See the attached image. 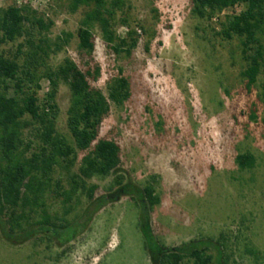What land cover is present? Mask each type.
<instances>
[{
    "label": "rangeland",
    "instance_id": "rangeland-1",
    "mask_svg": "<svg viewBox=\"0 0 264 264\" xmlns=\"http://www.w3.org/2000/svg\"><path fill=\"white\" fill-rule=\"evenodd\" d=\"M124 1L111 22L115 41L108 44L96 27L91 56L79 51L77 36L89 8L70 13L71 0H49L36 11L22 0H0V9L27 7L52 19L45 38L52 46L58 38L67 42H59L61 49L50 55L49 64L57 67L70 59L83 73L99 68L100 75L89 82L105 97L108 83L119 74L128 80L130 96L121 105L110 101L100 138L119 145L120 174L142 189L151 186L159 197L150 212L158 244L173 248L211 240L223 254L219 262L217 251H208L214 264H264V68L247 87L240 41L220 35L225 17L243 8H230L210 21L192 13L191 0ZM30 33L35 40L44 37L36 29ZM22 41L3 44L0 51L12 57ZM47 86L44 80L40 97ZM69 101V89L61 84L57 130L73 144L66 125ZM241 154L253 155V168L240 170L236 157ZM80 159L81 154L75 172ZM113 182L110 176L87 183L101 196L110 192ZM46 202L49 212L61 219L58 225L64 219L75 221L87 206L81 196L66 216L52 195ZM0 264L152 262L139 230V210L123 197L101 209L68 243L37 235L11 245L0 233Z\"/></svg>",
    "mask_w": 264,
    "mask_h": 264
},
{
    "label": "trees",
    "instance_id": "trees-1",
    "mask_svg": "<svg viewBox=\"0 0 264 264\" xmlns=\"http://www.w3.org/2000/svg\"><path fill=\"white\" fill-rule=\"evenodd\" d=\"M191 3L195 16L210 21L230 8H243L240 13L225 17L220 35L226 40L240 41L246 62L242 75L247 87L253 86L264 68V0H191ZM124 5V0H71L70 13H76L81 7L89 8L77 31L80 52L93 54L96 27L108 44L115 41L111 22ZM53 25L52 19H45L27 7L0 9V47L23 39L14 56L8 57L0 51L2 238L11 245L25 244L37 235L48 241L55 239L59 244L68 243L88 228L101 209L129 197L139 210V230L152 264H214V256L208 253L210 249L216 250L218 261H222L219 243L211 240H193L173 248L155 241L150 212L160 203L159 197L151 186L142 189L120 174L119 145L100 138V128L110 112V101L121 105L128 100L129 82L119 74L108 83L107 98L89 82V78L100 75L99 68L83 73L70 59L52 67L50 55L61 49L60 41L67 42L58 38L53 44L56 49H52L45 35ZM33 29L44 37L35 40L30 33ZM127 37L131 39L132 33L128 32ZM44 80L48 86L40 97ZM61 84L70 92L66 125L73 144L57 130L56 98ZM79 154L81 159L75 172ZM236 164L240 170H249L255 159L253 155L241 154L236 157ZM110 176H114L110 192L96 196L97 187L87 182L94 177ZM50 195L61 202L66 216L72 212L74 200L79 202L81 196L87 199V206L75 221L64 219L58 225L61 219L48 210L46 201Z\"/></svg>",
    "mask_w": 264,
    "mask_h": 264
},
{
    "label": "built area",
    "instance_id": "built-area-1",
    "mask_svg": "<svg viewBox=\"0 0 264 264\" xmlns=\"http://www.w3.org/2000/svg\"><path fill=\"white\" fill-rule=\"evenodd\" d=\"M22 2L27 5L28 7L38 11V7L42 4L49 5V0H22ZM45 13V12H44ZM47 17H49V14H46Z\"/></svg>",
    "mask_w": 264,
    "mask_h": 264
}]
</instances>
